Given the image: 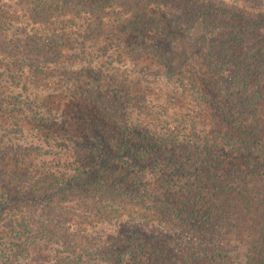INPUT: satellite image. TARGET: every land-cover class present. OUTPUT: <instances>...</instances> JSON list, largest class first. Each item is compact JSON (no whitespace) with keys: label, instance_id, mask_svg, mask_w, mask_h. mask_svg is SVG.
<instances>
[{"label":"trees","instance_id":"obj_1","mask_svg":"<svg viewBox=\"0 0 264 264\" xmlns=\"http://www.w3.org/2000/svg\"><path fill=\"white\" fill-rule=\"evenodd\" d=\"M91 2L62 0L65 8L82 6L91 15L96 12L97 21H102L100 16L107 7L112 8L113 16L120 17L117 24H107L109 31L105 23H95L97 16H91L88 25L97 26L87 38L93 31L95 37H111L119 32L141 34L147 30L159 35L157 41L164 38L165 50L153 43L145 51L167 63V73L189 87L198 89L203 82L210 84L216 98L223 103L210 118V131L215 133L214 137L220 136L219 126L227 133L222 142L216 139V143L204 132L195 141L201 148L193 156L195 163H179L183 174H203L208 183L198 190L200 196H184L186 200L182 201L170 193V183H164L162 178L153 185L143 184L149 159L140 149L126 150L123 142L107 141L105 137L102 141L106 142L108 151L104 146L103 154L96 150L100 153L98 161L93 160L94 164L83 168L77 165L65 175H57L55 170L43 171V166L31 158L23 159L19 167V161L15 167L9 166L5 157L15 153L16 146L4 138L16 131L0 130V231L12 232L16 239L8 246V254L16 261L29 258V264H264V10L260 6L227 5L211 0H117L114 3L110 0L104 8L90 10ZM46 6L51 8L45 3ZM34 11H38L37 6L32 10L33 15ZM66 70L62 72L64 76L78 81L74 70ZM207 71L213 76L209 80ZM95 94L101 99L100 105L117 106L122 98L117 94L105 98L99 90L90 91L92 96L88 97ZM28 104L32 109L36 103L28 100ZM1 105H13V102L1 99L0 108ZM104 114L109 116L107 112ZM89 139L94 143L88 145L92 151L103 145ZM109 152L112 153L108 156ZM123 155L131 161L128 167L115 165L117 157L123 161ZM230 157L240 160L241 168L228 170L230 177L221 176L220 182L214 181V174L224 172V158ZM152 158L158 161L155 156ZM206 185L212 188L211 193L205 190ZM191 202L203 204L198 211L188 212L186 207L193 205ZM121 203L155 206L157 209L152 211L162 220L187 224L190 220L197 223L203 206H207L205 223L209 221L214 230L221 229L218 237L224 245L181 255L169 252L159 245L157 237L149 234H144L146 241L141 233L134 232L129 240L120 235L105 242L95 239L94 243L87 232L81 230L79 234L71 230L74 223L71 218L81 215L85 224L109 221L114 214L104 211L105 207ZM19 225L22 232L18 233L15 229ZM79 236H84L82 242L76 240ZM39 241L44 243L38 244ZM0 260H4L1 252Z\"/></svg>","mask_w":264,"mask_h":264},{"label":"rangeland","instance_id":"obj_2","mask_svg":"<svg viewBox=\"0 0 264 264\" xmlns=\"http://www.w3.org/2000/svg\"><path fill=\"white\" fill-rule=\"evenodd\" d=\"M41 1L0 0V100L13 102V105H1L0 130L9 128L16 131L4 138L16 146V154L12 152L5 157L9 166L15 167L19 161V167L23 159L31 158L40 167L43 166V171L55 170L57 175H65L77 165L83 168L91 165L93 160L98 161L96 158L100 153L95 151L102 152L103 146L108 151L106 142L102 141L107 137V141L123 142L126 150L140 149L147 156L150 163L143 184L153 185L156 179L162 178L164 183H170V193L177 199L186 200L187 196L199 195L198 190L208 184L203 174L185 175L179 163H195L192 162L193 156L201 150L195 141L204 132L216 143V139L222 142L227 133L219 126L220 136L214 137L215 133L210 131V118L223 104L220 98H216L213 87L203 82L201 88L193 89L188 83L170 76L167 73L169 65L157 55L145 51L153 43L160 49L167 47V42L162 41L164 38L157 41L159 35H154L152 31L141 34L119 32L111 37H95L93 32L96 31H93L87 38L91 29L97 26L93 23L88 25L91 16L98 17L95 23L103 22L106 27L108 23L121 21L120 17L111 14L112 8L103 9L102 21H97L99 15L96 12L91 15V11L82 6L65 8L62 0ZM211 1L260 6L264 10V0ZM107 2L110 0H92L94 9L91 6L90 10L104 8ZM45 3L51 8L44 7ZM36 6L38 11H34L33 15L32 10ZM108 30L111 31L110 27ZM34 51L37 54H32ZM66 69L74 70L78 81L65 77L62 72ZM218 75L221 78V74ZM207 76V80L213 77L209 73ZM92 90H99L105 98L108 94H117L122 98L117 106L100 105L97 93L88 97L92 96L89 95ZM28 100L36 103L34 108L30 109ZM104 112L109 116H105ZM88 137L103 145L92 151L90 146L94 143L89 142ZM228 145L231 146L230 141ZM152 156L158 161H154ZM126 158L123 155L122 161L117 157L115 165L126 164L128 167L131 161ZM224 160V172L214 174V181L220 182L221 176L230 177L228 170L241 168L240 160L231 157ZM118 166L115 168L120 171ZM205 190L212 192V188ZM192 201L195 203L196 200L192 198ZM193 202L186 207L188 212L198 211L203 204ZM151 207L121 203L110 208L109 205L104 211L114 214L111 220L85 224L81 215H77L71 218L74 222L71 230L79 234L81 230L87 232L93 242L95 239L105 242V239L120 235L129 240L134 232L141 233L142 240L146 241L144 234H149L157 237L159 245L169 252L181 255L213 245H224L218 237L221 229L214 230L209 221L205 223L203 216L207 206H203L197 223L190 220L188 224L162 220L159 214L152 211L157 208ZM18 222L21 224V221ZM15 230L22 232L21 225ZM82 238L84 236H79L76 240L81 241ZM15 240L12 232L0 231V252L4 257L0 264L30 263L29 258H18L19 261H16L8 254V246ZM49 255L53 256L52 253Z\"/></svg>","mask_w":264,"mask_h":264}]
</instances>
